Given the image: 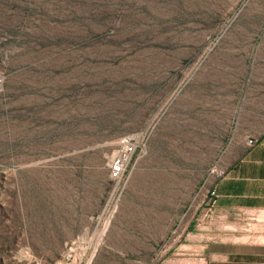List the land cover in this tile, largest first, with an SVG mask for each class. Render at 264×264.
<instances>
[{
  "label": "rangeland",
  "instance_id": "374dc122",
  "mask_svg": "<svg viewBox=\"0 0 264 264\" xmlns=\"http://www.w3.org/2000/svg\"><path fill=\"white\" fill-rule=\"evenodd\" d=\"M248 117L264 0H0V264H163Z\"/></svg>",
  "mask_w": 264,
  "mask_h": 264
},
{
  "label": "crops",
  "instance_id": "0c3cea01",
  "mask_svg": "<svg viewBox=\"0 0 264 264\" xmlns=\"http://www.w3.org/2000/svg\"><path fill=\"white\" fill-rule=\"evenodd\" d=\"M245 124L249 117L224 142L219 176L163 264H264V130L249 137Z\"/></svg>",
  "mask_w": 264,
  "mask_h": 264
},
{
  "label": "built area",
  "instance_id": "2783aa9c",
  "mask_svg": "<svg viewBox=\"0 0 264 264\" xmlns=\"http://www.w3.org/2000/svg\"><path fill=\"white\" fill-rule=\"evenodd\" d=\"M255 140L249 139V144L254 145ZM123 152L116 158L111 166V178L116 182V190L123 189L122 183L128 179V172L131 170L137 160L140 158L138 136L130 135L123 139ZM212 193V192H211ZM205 199V198H203Z\"/></svg>",
  "mask_w": 264,
  "mask_h": 264
},
{
  "label": "water",
  "instance_id": "95a60500",
  "mask_svg": "<svg viewBox=\"0 0 264 264\" xmlns=\"http://www.w3.org/2000/svg\"><path fill=\"white\" fill-rule=\"evenodd\" d=\"M214 201H215V197L211 196L207 203H208V205H212L214 203Z\"/></svg>",
  "mask_w": 264,
  "mask_h": 264
}]
</instances>
